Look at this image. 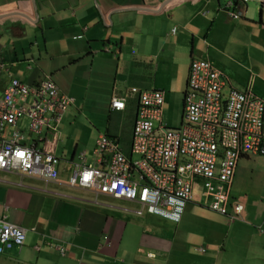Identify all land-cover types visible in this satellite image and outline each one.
Wrapping results in <instances>:
<instances>
[{
  "label": "crops",
  "instance_id": "crops-1",
  "mask_svg": "<svg viewBox=\"0 0 264 264\" xmlns=\"http://www.w3.org/2000/svg\"><path fill=\"white\" fill-rule=\"evenodd\" d=\"M163 1L0 0V61L6 67L0 91L12 78L36 84L46 75L60 89L57 76L65 75L78 99L74 107L71 97L74 103L57 128L58 179L0 172V218L26 231L24 245L0 253V264H264V199L253 197L259 203L244 208L235 196L242 188L233 193L241 160L257 156L238 161L230 203L243 210L233 220L210 210L196 191L174 223L136 215L135 203L68 185L80 153L84 164H95L99 134L120 141L132 129L137 97L130 96L117 112L110 109L112 96L123 97L131 87L164 91V122L181 125L193 59L208 60L231 86H251L264 100V0H248L239 19L225 10L230 0H172L161 6ZM249 2L255 10L249 11ZM54 50L68 68H54L42 57L55 56ZM177 95L178 105L166 106ZM129 113L133 119H127ZM228 213L233 215L232 207Z\"/></svg>",
  "mask_w": 264,
  "mask_h": 264
},
{
  "label": "built area",
  "instance_id": "built-area-1",
  "mask_svg": "<svg viewBox=\"0 0 264 264\" xmlns=\"http://www.w3.org/2000/svg\"><path fill=\"white\" fill-rule=\"evenodd\" d=\"M247 2L230 0L225 10L239 19ZM4 70L0 61V74ZM130 91L137 96L130 154L100 134L93 148L95 165H82L85 154L80 153L81 165L74 166L69 187L138 203L136 215L147 212L171 222L182 218L200 188L210 210L230 220L241 217L243 205L230 203V191L239 158L264 156V100L251 86H231L222 71L204 59L190 62L185 124L178 130L164 128L162 91ZM73 103L49 77L37 85L10 79L0 91V172L58 179L57 128ZM110 108L122 111L125 97L114 96ZM25 240V229L0 218V253L21 248Z\"/></svg>",
  "mask_w": 264,
  "mask_h": 264
},
{
  "label": "rangeland",
  "instance_id": "rangeland-1",
  "mask_svg": "<svg viewBox=\"0 0 264 264\" xmlns=\"http://www.w3.org/2000/svg\"><path fill=\"white\" fill-rule=\"evenodd\" d=\"M248 4H249V11L255 10V6L252 2H249ZM96 7L94 6L93 11H97ZM34 40H33V42H34ZM36 40H38V43L40 41L41 44H43L44 39H42L40 36H38ZM56 49H59V48H56ZM37 50H39V49H37ZM110 52H107V53H110ZM54 54H55V56L50 57V56H47L45 53H43L42 57L45 58L48 62H54L55 66H52L54 68H57V67L68 68L70 66L69 65L70 63L66 64L65 60L61 58L59 50H54ZM112 55H114V54H112ZM118 56H119L118 54L114 55V57L116 59L118 58ZM120 57H121V61L124 64V61H125L124 56H120ZM37 60H39V58ZM57 82L60 86V89L63 92L67 93L68 96L73 97L75 99V103L73 106L78 107V99L70 91V88H71L70 81L67 80L66 76L65 75L57 76ZM177 97H178L177 99H173V97L170 96L169 101L167 102L166 106H169L172 102L178 105L179 99H181V98H180V95H177ZM175 114L178 115V112H175ZM95 115L97 116V118L100 122L99 115L96 112V108H95ZM127 117H128L127 118L128 120L133 119V115L130 113ZM24 124L27 125V120H24ZM76 130H77V133L80 132V127L78 125H77ZM92 130H93V128H92ZM120 138H121L122 143L124 145H126V146L129 145V142L131 139V127L130 126H128L126 128L123 137H120ZM96 140H95V142H96ZM93 145H95V144H93ZM263 157L264 156L251 157L249 159L243 158L240 162L241 168L239 169V172L236 176V179L234 180L233 193L235 192V189H234L235 187L242 188L240 191L239 197L237 196V194L236 195L234 194V195L237 197L236 201L242 203L244 205V208L247 207V205H249V204H256L257 205L259 203L258 201L257 202L252 201L251 198H253V197L261 199V200L264 199V187L263 188L261 187V185H263V183H264V160H263ZM239 198H241L244 201V203ZM244 199H246V201ZM131 203H135V202H131ZM135 204L137 205V208L135 209V211H136L139 208V205H138V203H135ZM173 225L179 227L178 224H173ZM4 251H6V250H4Z\"/></svg>",
  "mask_w": 264,
  "mask_h": 264
},
{
  "label": "trees",
  "instance_id": "trees-1",
  "mask_svg": "<svg viewBox=\"0 0 264 264\" xmlns=\"http://www.w3.org/2000/svg\"><path fill=\"white\" fill-rule=\"evenodd\" d=\"M173 32H175V29H173ZM189 70V69H188ZM45 77H49L50 78V80L56 85V83L52 80V78L50 77V75H46ZM44 77V78H45ZM43 78V79H44ZM42 79V80H43ZM41 80V81H42ZM40 81V82H41ZM40 82H38V83H36V84H28V85H37V84H39ZM24 83V82H23ZM57 86V85H56ZM136 89V87H131L129 90H127V94L125 95V96H123V97H125V108H126V105H127V102H128V99H129V97L130 96H134V94H132L131 93V91L130 90H132V89ZM59 89V88H58ZM138 89V88H137ZM60 90V89H59ZM140 91H148V90H142V89H139ZM154 91H161V90H154ZM61 92V91H60ZM163 93H164V91H162ZM62 93V92H61ZM64 94V93H63ZM115 96V95H114ZM114 96H112L111 98H110V104H111V99L114 97ZM136 96V95H135ZM118 97H120V96H118ZM137 97V96H136ZM136 101V100H135ZM134 101V103H135V109H136V114H135V117H134V121H133V125H132V129H131V139H130V142H129V145L128 146H126L125 145V147H129V151H130V148H131V143L133 142V126H134V122H135V119H136V115H137V101L135 102ZM185 105V103H183V112H182V114L184 113V106ZM124 108V109H125ZM111 109V108H110ZM124 109L122 110V111H124ZM112 110V109H111ZM118 112V111H117ZM120 112V111H119ZM161 120H162V123L165 125V129H169V130H178V129H180L181 128V126L183 125V124H185V122H184V120H183V117H182V121H181V125L179 126V127H170V126H168L165 122H164V112L162 111V117H161ZM168 127V128H167ZM116 141H117V143L118 144H120V146L122 145V141H121V139H120V141H119V139H117V138H114ZM123 146H121V148H122ZM124 148V147H123ZM122 148V149H123ZM127 153V152H126ZM129 154V153H128Z\"/></svg>",
  "mask_w": 264,
  "mask_h": 264
},
{
  "label": "clouds",
  "instance_id": "clouds-1",
  "mask_svg": "<svg viewBox=\"0 0 264 264\" xmlns=\"http://www.w3.org/2000/svg\"><path fill=\"white\" fill-rule=\"evenodd\" d=\"M245 5H247V3L245 4ZM100 135V134H99ZM107 136V135H106ZM109 137V136H108ZM109 138H111V137H109ZM111 139H114V138H111ZM95 146V145H94ZM119 146H120V144H119ZM120 148H121V146H120ZM121 150H123L122 148H121ZM130 150H131V148H130ZM123 152H124V150H123ZM126 155H129L130 154V151L129 152H124ZM129 153V154H128ZM57 157V156H56ZM58 158V157H57ZM59 159V158H58ZM95 163H96V159H95ZM82 165H84V166H88V164H84V163H81ZM80 164V165H81ZM95 165V164H94ZM72 172V171H71ZM29 178H33V177H29ZM37 178V177H36ZM41 179V178H40ZM81 189H84V188H81ZM200 192L201 194H202V192L197 188V189H195L194 190V192ZM99 195H103V194H99ZM108 196V195H107ZM193 196H194V193H193ZM111 197V196H110ZM117 199V198H116ZM126 201V200H125ZM129 202V201H128ZM185 210V209H184ZM145 213H147V212H145ZM147 214H149V213H147ZM144 215V214H143ZM142 215V216H143ZM151 215V214H150ZM36 248H38V247H36ZM62 249V248H61ZM59 251H60V248H59ZM63 251H64V249H63ZM60 253L61 254H64V253H62L61 251H60Z\"/></svg>",
  "mask_w": 264,
  "mask_h": 264
},
{
  "label": "water",
  "instance_id": "water-1",
  "mask_svg": "<svg viewBox=\"0 0 264 264\" xmlns=\"http://www.w3.org/2000/svg\"><path fill=\"white\" fill-rule=\"evenodd\" d=\"M172 0H164L163 2H162V5L161 6H165V5H167L169 2H171Z\"/></svg>",
  "mask_w": 264,
  "mask_h": 264
},
{
  "label": "bare ground",
  "instance_id": "bare-ground-1",
  "mask_svg": "<svg viewBox=\"0 0 264 264\" xmlns=\"http://www.w3.org/2000/svg\"><path fill=\"white\" fill-rule=\"evenodd\" d=\"M231 19H232V18H231ZM167 128H168V127H167ZM242 157H245V156H241L240 158H242ZM240 158H239V160H240ZM239 160H238V161H239ZM180 220H181V219H180ZM180 220H179V221H180ZM179 221H178V222H179ZM169 222H171V221H169ZM174 223H177V222H174Z\"/></svg>",
  "mask_w": 264,
  "mask_h": 264
}]
</instances>
